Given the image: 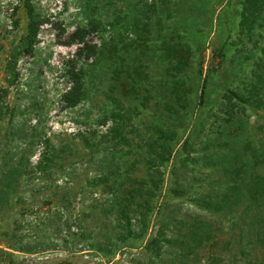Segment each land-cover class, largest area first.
<instances>
[{
  "label": "rangeland",
  "instance_id": "rangeland-1",
  "mask_svg": "<svg viewBox=\"0 0 264 264\" xmlns=\"http://www.w3.org/2000/svg\"><path fill=\"white\" fill-rule=\"evenodd\" d=\"M243 1L0 0V264H223L253 246L264 0Z\"/></svg>",
  "mask_w": 264,
  "mask_h": 264
},
{
  "label": "trees",
  "instance_id": "trees-1",
  "mask_svg": "<svg viewBox=\"0 0 264 264\" xmlns=\"http://www.w3.org/2000/svg\"><path fill=\"white\" fill-rule=\"evenodd\" d=\"M262 0H244L243 1V8L250 9L252 6H257L258 4H261ZM90 30L86 28H76V30L72 33L71 35V40L68 42L69 45L71 44H81L79 46V51H84L87 55L86 58H89L90 56H93L96 52V45L95 44H90L86 40V36L89 34ZM35 39H36V23L33 20L31 16H29V23H28V33H27V45L29 46L30 49L33 48L35 45ZM179 63L183 61V59L180 57L178 58ZM185 61V59H184ZM232 97H235L237 99L238 96L234 94V92H230ZM83 94V77H82V71L81 70H75L71 72V82L69 88L66 90V92L62 95V102L66 107H73L76 104H78L82 98ZM253 179V178H252ZM254 179L257 181V185L255 184L253 186V191H252V197L255 196V194H259V198L264 195V176L256 175ZM243 184H241L242 186ZM244 186V185H243ZM242 186V187H243ZM256 200V199H255ZM253 214H261L260 212L253 213ZM264 214V212H262ZM251 229L249 230L252 231L250 235H252V243L253 246L250 247L249 249H243L241 252H234L232 255V258L227 261L223 260V264H240L238 262H243L245 260V264H264V224H261V226L258 223L254 224ZM247 230V229H246ZM262 230V231H261ZM248 232H241V234L238 235L239 239L237 243H242V237L247 238L249 235L247 234ZM203 237H207V239L210 238L208 234L204 233ZM153 243L157 241V239L152 240ZM227 247V248H226ZM225 248L223 251H226L225 253H231L229 250L233 251L234 246H232L229 242L225 243ZM229 249V250H228ZM258 251V252H257ZM262 251V253L259 255V253ZM215 257V256H214ZM213 255L212 259L209 262V264H217L213 260ZM240 259V260H239Z\"/></svg>",
  "mask_w": 264,
  "mask_h": 264
}]
</instances>
